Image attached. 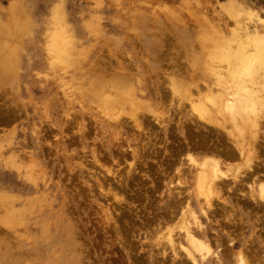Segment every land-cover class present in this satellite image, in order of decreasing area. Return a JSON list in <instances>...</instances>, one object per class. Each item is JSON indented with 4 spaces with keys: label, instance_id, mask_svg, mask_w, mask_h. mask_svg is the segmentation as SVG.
<instances>
[{
    "label": "rangeland",
    "instance_id": "1",
    "mask_svg": "<svg viewBox=\"0 0 264 264\" xmlns=\"http://www.w3.org/2000/svg\"><path fill=\"white\" fill-rule=\"evenodd\" d=\"M263 23L264 0H0V264H190L166 240L186 246L187 202L224 264H264L245 185L264 179ZM243 74L256 161L234 183L227 130L201 119L233 130L220 102ZM186 151L229 176L209 222Z\"/></svg>",
    "mask_w": 264,
    "mask_h": 264
},
{
    "label": "bare ground",
    "instance_id": "2",
    "mask_svg": "<svg viewBox=\"0 0 264 264\" xmlns=\"http://www.w3.org/2000/svg\"><path fill=\"white\" fill-rule=\"evenodd\" d=\"M263 25H264V23H263ZM217 71H216V73H217ZM240 74H241V72H240ZM245 74L246 75H250L251 71L248 70V73L246 72ZM244 76L245 75L243 74L241 77H237V79L234 78V76L231 78L232 80H235V82H234V86H232L233 89H232L231 97H229L230 100L226 99V101L220 102V105H221L220 108L222 109L223 113L228 115V117L230 119L229 122L232 124L233 130H230L229 128L226 129L227 126L224 123V120L223 121H219V119L216 118L217 115H215L216 117L214 116V118H213V116H211V117L207 116L205 118L201 117L202 118L201 120L203 121V123L206 126H208V127L212 126V127H216V128L219 127V128H222L225 131L227 130V132H225L226 133L225 136L228 137L231 140V142H232V144L229 143V144H231V146L233 145V149L234 150L232 152V155L238 157V159H240L241 162H242V164L237 165L238 167L236 166V168L235 167H229V166L226 167L228 169L227 172L229 173V175H231L230 177L232 178L234 183L236 181L240 182L239 178L244 176V175L241 174V172H242L241 169L242 168H245V170L250 173L249 175H251L254 172L253 167L255 166V164L252 162V159H253L252 156L254 157L256 153L254 154V151L252 149H250L249 147H247V148H249L253 152H251L250 150L247 151L244 148V133H245L244 129L247 126L248 127L249 126L256 127V125H257V119H256V116H255V113H253V116H250V114L252 113L253 109L255 108V105H256V102H257L256 100L258 98H257V95H256L257 92H255L251 86L248 87L245 84V81L243 80ZM216 98H218V100H219V97H216ZM222 99H223V97H222ZM113 100H114V98H113ZM214 100L215 99H213V102H215ZM118 101H119V99H118ZM108 102L111 103V104L113 103V102H110V101H108ZM211 102H212V100H211ZM211 104H212L211 106L214 105L216 107V102L214 104L213 103H211ZM215 110H216L215 112L218 111L217 109H215ZM207 113H209V111L206 112V114ZM200 114H202V113H200ZM203 114H204V111H203ZM216 114H218V113H216ZM207 115H209V114H207ZM234 115L238 116V118L234 117ZM156 117H158V116H156ZM201 120H199V121H201ZM136 127H138V126H136ZM254 139H251V140L254 141ZM250 143H252V142H250ZM252 153L254 155H252ZM133 155L135 156V154H133ZM185 156L187 158L188 163L192 165L191 167L195 168V178H196L195 180H196V183H195V180H194V183L196 184V186L194 185L195 186L194 188L196 190H198L197 192L199 194V195H196L195 197L201 196V198H202V199H200V197L198 198L199 200H202L201 202L197 203L198 210H199L201 216L203 218H205L209 222L210 221L211 212H213L212 211V209H213V207H212V199H215V200L218 199V202H219V200H221L220 197H222L221 193H222L223 189H221L220 186L221 185H227V183H226L227 179L226 178H229V176H228L227 173H225L222 170V168H224V167H222V162H221L220 158L218 159V158H215V157L210 156V155L209 156L205 155L202 158L203 160L198 162L197 160H195L191 156L190 151H186ZM255 159H253V160H255ZM253 177H254V175H253ZM255 178H259V176L254 177V179ZM27 179H29V177H27ZM229 180L230 179H228V181ZM252 180H250L251 184L249 182H248L249 184H247V183L245 184V185H247L248 190H249V191L247 190L248 191L247 193L250 192L249 200L253 201L252 203L254 204L255 207H257L259 209H264V179L261 180V181H258L257 183H255L254 180L252 182ZM243 184L244 183H242V185ZM226 188L228 189V186ZM229 188H231V187H229ZM228 191H229V189H228ZM195 194H197V193H195ZM183 195H185V194H183ZM222 201L226 202L225 200H222ZM180 206H182V205H180ZM219 210H221V209H219ZM180 211H181V213H180V221H181L182 226H183L182 230L184 232V239H185L186 246L182 245L181 243H177L175 245L174 240H173L172 235H171L172 233L170 232L168 234V237H167L166 240H167L168 246L173 251V253H172L173 257L174 258L178 257L177 256L178 254L176 252L177 250L176 251L174 250L175 246L178 245L179 250L184 254V257H186V259L188 260V262L190 264H201V263H203V264H224V259L222 257L223 254L221 253V250L214 251L213 245L210 243L211 242L210 238H208V236L205 234L206 231H204V229H202L203 226H202L201 222L199 221L198 216L196 215V213L191 209L189 202H187L186 205L183 208L181 207ZM187 213H188L189 217L193 220L194 225H196L197 227H199L201 229L199 232H193L190 229L189 225L191 223H187L186 217H185ZM219 229H220V227H219ZM176 242H178V240ZM243 253L244 252H242V250H240L237 253V255H236V259L235 260L232 259L233 260V261H231L232 264H248L247 261H246V257L244 259V256H242ZM229 264H231V263H229Z\"/></svg>",
    "mask_w": 264,
    "mask_h": 264
},
{
    "label": "flooded vegetation",
    "instance_id": "3",
    "mask_svg": "<svg viewBox=\"0 0 264 264\" xmlns=\"http://www.w3.org/2000/svg\"><path fill=\"white\" fill-rule=\"evenodd\" d=\"M260 175H262V174H260ZM262 176H264V174Z\"/></svg>",
    "mask_w": 264,
    "mask_h": 264
}]
</instances>
